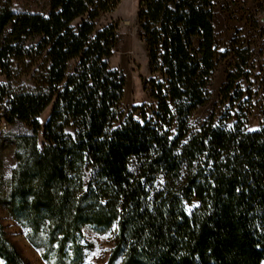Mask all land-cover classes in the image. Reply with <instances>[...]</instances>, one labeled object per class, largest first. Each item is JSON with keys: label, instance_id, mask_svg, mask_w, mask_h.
I'll use <instances>...</instances> for the list:
<instances>
[{"label": "trees", "instance_id": "trees-1", "mask_svg": "<svg viewBox=\"0 0 264 264\" xmlns=\"http://www.w3.org/2000/svg\"><path fill=\"white\" fill-rule=\"evenodd\" d=\"M12 1L0 0V120L31 132L14 138L17 165L0 203L43 234V258L54 251L50 264L83 262L92 225L116 228L105 264H264V120L248 130V107L232 99L248 75L236 40L221 89L234 123L219 124L216 112L193 119L217 63L214 0H140L144 87L155 104L129 110L120 104L125 75L110 66L118 25L97 28L121 0H50L47 15L17 13ZM0 258L31 264L1 221Z\"/></svg>", "mask_w": 264, "mask_h": 264}, {"label": "rangeland", "instance_id": "rangeland-1", "mask_svg": "<svg viewBox=\"0 0 264 264\" xmlns=\"http://www.w3.org/2000/svg\"><path fill=\"white\" fill-rule=\"evenodd\" d=\"M140 0H121L116 8L102 14L97 20V28L116 23L118 25V41L114 54L110 59L111 68L120 70L126 78L121 107L131 109L133 106L146 104L152 106L155 100L144 87V81L149 79L148 46L138 25V9ZM13 10L17 13L28 12L47 15L50 10V0H13ZM214 48L217 53V63L210 84L209 101L194 112L195 121L205 120L213 112L217 113V122L232 126L234 119L225 120L226 114L222 106L221 89L227 81L231 66L236 57L232 49L234 40L241 55L247 56V63L240 69L248 73L238 81L244 88L243 97L233 100L241 103V107L250 112L246 127L257 130L264 120V0H214ZM236 70V69H235ZM22 82L32 86L30 75H24ZM20 80V81H21ZM17 81V79L15 80ZM53 103L38 117L43 125L48 120ZM28 123L15 124L0 120V201L8 194L11 185L13 169L17 165L14 156V138L18 134L30 133ZM44 139L39 133V144ZM198 205L197 200L186 204V210L191 212ZM0 221L5 226L8 237L16 243L31 264H50L56 262L54 251L49 253V259L43 258L45 239L43 234L35 235L28 228L16 222L0 203ZM115 230L100 231L92 225L83 229L82 243L86 246V257L79 264H105L111 254L115 242ZM33 237L41 244L37 247L30 241ZM0 264L3 260L0 258ZM120 264V260L116 262Z\"/></svg>", "mask_w": 264, "mask_h": 264}]
</instances>
